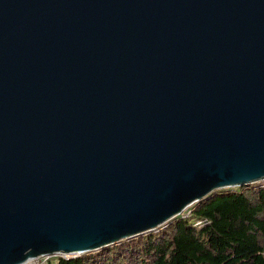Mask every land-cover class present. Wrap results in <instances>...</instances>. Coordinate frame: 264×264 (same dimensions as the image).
I'll return each mask as SVG.
<instances>
[{
  "label": "water",
  "instance_id": "95a60500",
  "mask_svg": "<svg viewBox=\"0 0 264 264\" xmlns=\"http://www.w3.org/2000/svg\"><path fill=\"white\" fill-rule=\"evenodd\" d=\"M259 182L264 0H0V264Z\"/></svg>",
  "mask_w": 264,
  "mask_h": 264
},
{
  "label": "trees",
  "instance_id": "16d2710c",
  "mask_svg": "<svg viewBox=\"0 0 264 264\" xmlns=\"http://www.w3.org/2000/svg\"><path fill=\"white\" fill-rule=\"evenodd\" d=\"M186 211L156 231L56 264H264V184L221 189Z\"/></svg>",
  "mask_w": 264,
  "mask_h": 264
},
{
  "label": "built area",
  "instance_id": "2783aa9c",
  "mask_svg": "<svg viewBox=\"0 0 264 264\" xmlns=\"http://www.w3.org/2000/svg\"><path fill=\"white\" fill-rule=\"evenodd\" d=\"M48 262H49V257H40V258L31 259V261H28L25 264H48Z\"/></svg>",
  "mask_w": 264,
  "mask_h": 264
},
{
  "label": "rangeland",
  "instance_id": "374dc122",
  "mask_svg": "<svg viewBox=\"0 0 264 264\" xmlns=\"http://www.w3.org/2000/svg\"><path fill=\"white\" fill-rule=\"evenodd\" d=\"M261 184H264V182H260ZM182 214H184V212L182 213ZM185 214L187 215L188 214V212L187 211H185ZM52 259V260H51ZM51 259H49V261L51 260V262H52V264H56V259L55 258H51Z\"/></svg>",
  "mask_w": 264,
  "mask_h": 264
}]
</instances>
